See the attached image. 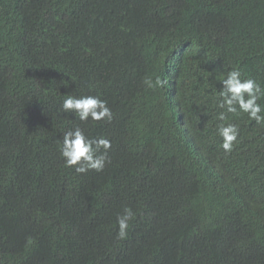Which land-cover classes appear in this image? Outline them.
I'll return each mask as SVG.
<instances>
[{
    "label": "trees",
    "instance_id": "trees-1",
    "mask_svg": "<svg viewBox=\"0 0 264 264\" xmlns=\"http://www.w3.org/2000/svg\"><path fill=\"white\" fill-rule=\"evenodd\" d=\"M232 66L264 86V0H0V264H264V125L229 113L231 153L216 134ZM77 125L111 141L103 171L65 166Z\"/></svg>",
    "mask_w": 264,
    "mask_h": 264
},
{
    "label": "clouds",
    "instance_id": "clouds-1",
    "mask_svg": "<svg viewBox=\"0 0 264 264\" xmlns=\"http://www.w3.org/2000/svg\"><path fill=\"white\" fill-rule=\"evenodd\" d=\"M172 63H169L171 69ZM222 87L216 100V108L219 110L216 119V134L221 138L220 147L225 153H231L234 146L239 143V125L227 122L228 114L247 117L258 125H264V86L256 79L248 78L239 67L232 66L227 71L226 77L219 80ZM143 84L147 89H164L169 86V77L155 75L145 77ZM63 112L72 113L85 125L89 120L93 122H111L113 112L106 100L99 95H81L79 97L67 95L61 102ZM203 114L207 115L205 111ZM111 141L104 136L99 138L89 137L85 129L77 125L75 128L64 132L60 154L64 158V164L73 168L77 174L89 171L101 172L106 163L110 162L108 155L111 149ZM137 213L129 206H125L122 213L117 215L118 230L116 238H127L131 221Z\"/></svg>",
    "mask_w": 264,
    "mask_h": 264
}]
</instances>
